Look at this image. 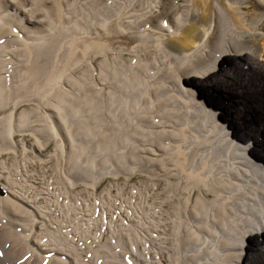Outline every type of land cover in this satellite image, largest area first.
Wrapping results in <instances>:
<instances>
[{
  "label": "bare ground",
  "instance_id": "1",
  "mask_svg": "<svg viewBox=\"0 0 264 264\" xmlns=\"http://www.w3.org/2000/svg\"><path fill=\"white\" fill-rule=\"evenodd\" d=\"M153 3L0 0V264H264V0Z\"/></svg>",
  "mask_w": 264,
  "mask_h": 264
},
{
  "label": "rangeland",
  "instance_id": "2",
  "mask_svg": "<svg viewBox=\"0 0 264 264\" xmlns=\"http://www.w3.org/2000/svg\"><path fill=\"white\" fill-rule=\"evenodd\" d=\"M261 35V33H258L254 36V38L256 37L257 39H259L260 37H262ZM251 38L252 37H246L247 45H249V41ZM202 95L206 100L211 103H215L223 109L221 115L222 118L224 120H226L227 118L229 119L231 128L236 131L240 137H244V139L254 137L256 144H264V129L259 130L257 126L253 125L255 123V120L258 121L262 119L260 118V114L256 112L255 107L251 110L245 111L244 105L246 106V101L242 100V96L239 93L235 92L234 89L229 88L223 90L214 88L211 90H204L202 92ZM219 115L220 114H218V116ZM262 122H264V119ZM253 145L254 143L252 144L253 153L258 156V158L264 160V147H254ZM52 148L53 145L47 146L45 152L51 151ZM139 178L141 180L145 179V177L136 176L130 179V185L135 184V182L141 181ZM123 182L124 179L122 177L115 179L109 176L105 179V181L100 185L98 189L101 192L105 187H107L108 184H110L111 186L118 185L119 187H122Z\"/></svg>",
  "mask_w": 264,
  "mask_h": 264
},
{
  "label": "snow or ice",
  "instance_id": "3",
  "mask_svg": "<svg viewBox=\"0 0 264 264\" xmlns=\"http://www.w3.org/2000/svg\"><path fill=\"white\" fill-rule=\"evenodd\" d=\"M170 7V0H154L152 8L158 10L160 13H167ZM180 23H183L182 21ZM169 27V22L166 16L161 15V21L159 26L157 27L158 31H162L163 29H167ZM254 147H264V144H256L254 141ZM2 255V254H0ZM29 257L25 256L24 259L27 260ZM43 264H47V261H44Z\"/></svg>",
  "mask_w": 264,
  "mask_h": 264
}]
</instances>
